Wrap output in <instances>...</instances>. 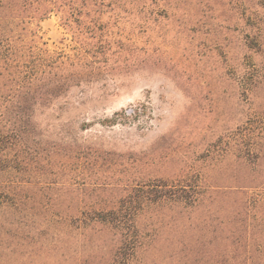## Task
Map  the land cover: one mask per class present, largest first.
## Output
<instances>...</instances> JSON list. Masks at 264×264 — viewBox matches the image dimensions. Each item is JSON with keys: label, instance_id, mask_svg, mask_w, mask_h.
<instances>
[{"label": "rangeland", "instance_id": "1", "mask_svg": "<svg viewBox=\"0 0 264 264\" xmlns=\"http://www.w3.org/2000/svg\"><path fill=\"white\" fill-rule=\"evenodd\" d=\"M16 22L0 38L50 94L29 131L0 119L24 203L0 209V264H264V0H38ZM112 209L142 236L128 261Z\"/></svg>", "mask_w": 264, "mask_h": 264}, {"label": "trees", "instance_id": "2", "mask_svg": "<svg viewBox=\"0 0 264 264\" xmlns=\"http://www.w3.org/2000/svg\"><path fill=\"white\" fill-rule=\"evenodd\" d=\"M15 1V2H14ZM38 0H0V29L3 26L10 27L8 28L11 33L16 32V28L19 25L16 20H19L21 13L29 10L32 6V3ZM16 3V4H15ZM6 10L8 12V19L6 22H3V18H6L2 12ZM8 23V25H7ZM0 36H4L0 33ZM12 39L10 37H2L0 38V68L7 70L5 73L0 71V77H4L5 83L0 82V119H5L8 116H15L18 121L17 125H21L17 129L18 132H22L21 129L26 131L28 130L29 120L27 118L31 117L33 114L32 108L39 104L40 101L44 100L47 95L45 91H43V87L41 85L42 79L37 75L30 73L27 75V70H20L17 60V52L15 51L13 45L10 43ZM9 44H8V43ZM5 75V76H4ZM15 118V120H16ZM24 120L26 123H24ZM27 124V125H26ZM15 135L11 134L8 139L17 138L21 140L20 134L17 133ZM10 144L5 146H12V141H8ZM8 148V147H7ZM1 161V158H0ZM9 185H5L0 182V209H5L7 211L12 210L15 215L20 214L23 210L24 203L21 199H16L12 195L9 198L10 192L8 191ZM146 193V194H145ZM155 196L161 197L165 196L163 192H155ZM151 192H143L141 198L144 200H151L149 197ZM17 196V194L15 195ZM175 196V195H174ZM173 196V197H174ZM3 198V199H2ZM153 200V199H152ZM4 206V207H1ZM104 217L99 219V223L106 229L108 228L110 231H113V235L117 236L115 242V248L112 253V257L119 255H125V260L128 261L134 257L137 249L142 246V236L139 234V230L136 224V218L133 214L129 212H117L116 209H112L106 212ZM63 220V219H59ZM91 219L73 217L70 219L72 224L79 223L88 224L87 222ZM65 220L62 221L64 223ZM7 233L0 234V247L6 245V241H8L11 237H6ZM17 239H23V237H17ZM121 257V256H120Z\"/></svg>", "mask_w": 264, "mask_h": 264}]
</instances>
